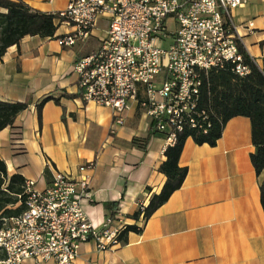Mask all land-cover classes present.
<instances>
[{"label": "crops", "instance_id": "1", "mask_svg": "<svg viewBox=\"0 0 264 264\" xmlns=\"http://www.w3.org/2000/svg\"><path fill=\"white\" fill-rule=\"evenodd\" d=\"M23 1L47 13L66 5ZM232 21L264 71V0H243L232 9ZM106 29L102 17L88 39L71 47L57 38L25 36L0 58V100L29 104L0 131V159L8 175L31 179L39 190L55 171L87 178L92 196L84 211L93 226L101 225L111 214L106 205L115 202L123 223L139 229L103 251L93 241L82 243L74 264H264V169L257 175L251 162L255 147L245 116L230 118L214 146L187 137L178 160L187 168L182 185L144 223L134 217L165 183L159 165L167 143L137 101L129 102L124 124L110 134L111 109L79 96L74 63L99 47ZM67 31L62 25L55 35ZM46 97L59 103L45 101L39 123L37 105ZM82 165L89 166L79 170Z\"/></svg>", "mask_w": 264, "mask_h": 264}, {"label": "built area", "instance_id": "2", "mask_svg": "<svg viewBox=\"0 0 264 264\" xmlns=\"http://www.w3.org/2000/svg\"><path fill=\"white\" fill-rule=\"evenodd\" d=\"M65 1L63 9L52 12L56 24L69 27L57 38L62 46L88 39L98 20L107 19L99 47L76 60L73 70L81 99L111 109L110 134L124 124L135 100L155 131L173 145L185 124L201 127L204 120V113L196 112L202 72L226 61L240 76L249 72L232 21V9L243 0ZM91 196L87 178L62 171L41 190L25 180L23 209L0 216V264H74L84 242L93 241L101 251L120 244L125 224L119 208L95 227L84 211ZM144 208L138 207L143 223Z\"/></svg>", "mask_w": 264, "mask_h": 264}, {"label": "trees", "instance_id": "3", "mask_svg": "<svg viewBox=\"0 0 264 264\" xmlns=\"http://www.w3.org/2000/svg\"><path fill=\"white\" fill-rule=\"evenodd\" d=\"M59 27L56 15L30 7L23 0H0V58L6 50L17 45L25 36L38 35L42 38H59L55 35ZM242 54V62L249 67L243 76L234 72V64L226 61L222 67L211 68L201 73V85L196 104V112L204 113L201 127L185 124L176 134L173 145L164 150L165 160L159 165V171L165 177V183L158 194L152 195L144 208L143 216L147 220L178 189L186 176L187 168L178 164L184 142L191 137L195 143L214 146L222 134L226 122L234 116H245L251 123V139L255 151L251 153V162L257 175L264 169V71L254 62L245 47L236 39ZM64 96L72 95L64 93ZM50 99L59 103L57 98L46 97L37 105L38 120L41 123L42 104ZM27 102L0 100V131L12 125L17 115L28 108ZM197 117V116H196ZM25 179L15 173L8 175L5 162L0 159V216H12L23 209V185ZM260 200L264 210V177L260 182ZM107 208H117L115 202ZM140 210L134 214L137 218ZM128 231H139L134 225H125L118 239Z\"/></svg>", "mask_w": 264, "mask_h": 264}, {"label": "rangeland", "instance_id": "4", "mask_svg": "<svg viewBox=\"0 0 264 264\" xmlns=\"http://www.w3.org/2000/svg\"><path fill=\"white\" fill-rule=\"evenodd\" d=\"M165 45H166V43H165ZM0 257H1V253H0ZM24 264H34V263L31 262V261H27V262H25Z\"/></svg>", "mask_w": 264, "mask_h": 264}]
</instances>
